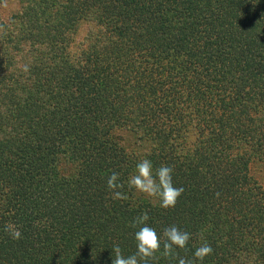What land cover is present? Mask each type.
I'll return each mask as SVG.
<instances>
[{
    "label": "trees",
    "instance_id": "16d2710c",
    "mask_svg": "<svg viewBox=\"0 0 264 264\" xmlns=\"http://www.w3.org/2000/svg\"><path fill=\"white\" fill-rule=\"evenodd\" d=\"M20 3L0 17V264H111L144 212L190 233L180 257L264 264V0ZM145 158L173 168L175 207L128 188Z\"/></svg>",
    "mask_w": 264,
    "mask_h": 264
},
{
    "label": "clouds",
    "instance_id": "9594fccd",
    "mask_svg": "<svg viewBox=\"0 0 264 264\" xmlns=\"http://www.w3.org/2000/svg\"><path fill=\"white\" fill-rule=\"evenodd\" d=\"M27 71V66H25ZM173 168L161 165L153 172V164L149 159H143L136 164L135 173L128 178L129 189L146 195L158 202L159 207L167 210L175 207L178 198L184 192L183 187H175L172 181ZM120 174L112 172L107 179V188L112 199L127 200L128 197L120 189L124 184L119 182ZM147 212L135 217L129 227L136 229L134 240L136 251L128 256L122 254L119 245L112 248L111 264H149L150 260L157 259V253L164 258L177 259L178 264H203L205 257L212 254V246L204 241L199 247L195 248L192 258L180 257L177 249H187L190 233L183 231L175 225L165 227L162 235L156 229L149 226ZM13 240L22 238L19 229H7Z\"/></svg>",
    "mask_w": 264,
    "mask_h": 264
},
{
    "label": "rangeland",
    "instance_id": "374dc122",
    "mask_svg": "<svg viewBox=\"0 0 264 264\" xmlns=\"http://www.w3.org/2000/svg\"><path fill=\"white\" fill-rule=\"evenodd\" d=\"M22 6L23 5L20 3V0H2L0 2V17L3 18L5 21L9 22L11 18L10 16L20 12L22 10ZM89 27H92L94 30L97 26H95V24L91 22L89 26L84 25V27L81 28V31L79 33L81 35L79 36V39L85 42L84 44H82L83 46L87 45V41H85V38H88L89 41L90 36L92 35V34L90 35ZM132 132L133 131H129V130H117L114 132V137L120 139L121 142L124 141V144L127 146L130 145V147L131 146L137 147L134 141L135 135ZM65 167L69 168L70 166L67 165Z\"/></svg>",
    "mask_w": 264,
    "mask_h": 264
}]
</instances>
